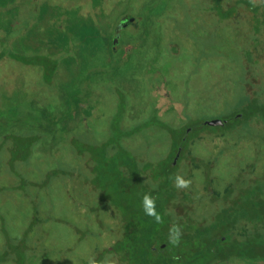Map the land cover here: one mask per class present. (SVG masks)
Masks as SVG:
<instances>
[{
    "label": "rangeland",
    "instance_id": "rangeland-1",
    "mask_svg": "<svg viewBox=\"0 0 264 264\" xmlns=\"http://www.w3.org/2000/svg\"><path fill=\"white\" fill-rule=\"evenodd\" d=\"M237 2L213 10V0H0V264H121L104 252L120 236L117 214L87 186L77 146L105 141L119 119L130 130L155 115L206 133L246 88L264 90L263 22ZM7 51L53 56L54 79L43 83L40 67ZM36 131L45 134L30 154L19 151ZM168 138L152 124L123 144L159 160ZM194 148L212 152L201 140ZM250 149L219 156L214 175L232 178ZM51 169L71 173L48 177ZM68 186L97 210L73 204Z\"/></svg>",
    "mask_w": 264,
    "mask_h": 264
},
{
    "label": "trees",
    "instance_id": "trees-1",
    "mask_svg": "<svg viewBox=\"0 0 264 264\" xmlns=\"http://www.w3.org/2000/svg\"><path fill=\"white\" fill-rule=\"evenodd\" d=\"M225 4V0H213V10ZM237 5L248 9L253 6L264 29V0L254 4L238 0ZM126 17L123 21L127 24L134 21ZM261 38L255 43L264 52V34ZM4 56L40 67L45 84L54 79L58 60L53 56L8 51ZM119 120L111 126L105 141L78 145L76 149L77 155H86V184L90 191L98 192L100 203L107 202L117 214L120 236L105 248V254L116 255L121 264H264V90L246 88L223 125L204 124L206 133L198 132V124L174 130L156 115L130 130H123ZM152 124L169 137L165 157L159 160L142 158L123 144V140L137 137L141 129ZM44 134L36 131L25 143L23 139L16 140L18 150L30 154ZM196 140L204 141L212 152L196 151ZM250 146V156L236 164L232 178L214 175L219 156ZM29 154L16 157L25 160ZM59 171L71 173L68 169H51L48 177L57 176ZM178 176L191 181L189 187H177ZM65 193L75 205L86 202L90 214L97 210L89 198L83 201L70 186ZM145 196L155 201L161 222L146 214ZM174 226L180 229L179 242L175 244L170 238ZM3 261L7 262H0ZM102 261L101 258L95 264Z\"/></svg>",
    "mask_w": 264,
    "mask_h": 264
},
{
    "label": "clouds",
    "instance_id": "clouds-1",
    "mask_svg": "<svg viewBox=\"0 0 264 264\" xmlns=\"http://www.w3.org/2000/svg\"><path fill=\"white\" fill-rule=\"evenodd\" d=\"M190 183L191 181L184 180L179 176L176 177V186L179 188H187L189 187ZM143 203L146 214L155 217L157 222H161V217L155 211V201L149 196H145ZM179 235L180 229L178 226H174L172 229H170V238L172 243L175 244L179 242Z\"/></svg>",
    "mask_w": 264,
    "mask_h": 264
},
{
    "label": "water",
    "instance_id": "water-1",
    "mask_svg": "<svg viewBox=\"0 0 264 264\" xmlns=\"http://www.w3.org/2000/svg\"><path fill=\"white\" fill-rule=\"evenodd\" d=\"M206 124L209 126H221L223 125V120L212 119L207 121Z\"/></svg>",
    "mask_w": 264,
    "mask_h": 264
},
{
    "label": "flooded vegetation",
    "instance_id": "flooded-vegetation-1",
    "mask_svg": "<svg viewBox=\"0 0 264 264\" xmlns=\"http://www.w3.org/2000/svg\"><path fill=\"white\" fill-rule=\"evenodd\" d=\"M124 25V24H123Z\"/></svg>",
    "mask_w": 264,
    "mask_h": 264
}]
</instances>
